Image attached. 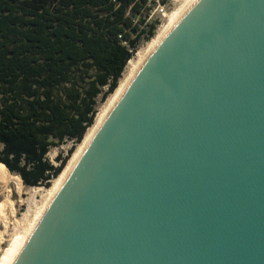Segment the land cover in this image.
Segmentation results:
<instances>
[{"label": "water", "instance_id": "1", "mask_svg": "<svg viewBox=\"0 0 264 264\" xmlns=\"http://www.w3.org/2000/svg\"><path fill=\"white\" fill-rule=\"evenodd\" d=\"M14 264H264V0H191Z\"/></svg>", "mask_w": 264, "mask_h": 264}, {"label": "trees", "instance_id": "2", "mask_svg": "<svg viewBox=\"0 0 264 264\" xmlns=\"http://www.w3.org/2000/svg\"><path fill=\"white\" fill-rule=\"evenodd\" d=\"M150 1L0 0V165L26 186H52L94 125L98 97L116 92L153 38L156 25L142 29ZM67 141L55 167L47 156Z\"/></svg>", "mask_w": 264, "mask_h": 264}, {"label": "bare ground", "instance_id": "3", "mask_svg": "<svg viewBox=\"0 0 264 264\" xmlns=\"http://www.w3.org/2000/svg\"><path fill=\"white\" fill-rule=\"evenodd\" d=\"M190 2L191 0H181L179 7H176L175 11L169 15L166 24H164V26L157 32L152 41H150L146 45V47L139 50L135 58L129 61L118 89L116 90V92H114L113 95H111L108 101L99 110L94 125L87 131L83 141L79 144V146L73 153L61 175L53 181V184L49 189H46L44 201L41 205H39L38 208H36L37 210L34 213L33 219L29 221L27 229H25V231L23 230L22 233H20L18 223L15 220V209L13 203H11V194L10 192H8L5 202L0 205V227L3 226L5 228L4 233L6 235L9 234L11 225H14V227L18 229V231H16V234L11 237L12 240L9 244V247L0 256V264L15 263L21 251L27 245L29 239L43 219L44 215L55 201L56 197L60 193L63 186L66 184L67 180L70 178L72 172L83 157L86 149L90 145L94 136L97 134V131L107 118L110 111L113 109L114 105L120 98L125 88L131 82L144 62L153 53V51L161 43V41L165 38L169 31L173 28ZM11 179L12 178L10 176L9 170L5 166L0 165V184L6 185L10 182ZM17 179L18 180H15L18 181V186H20L22 181L19 178ZM3 240L4 234L0 233V251L2 250L1 245L3 243Z\"/></svg>", "mask_w": 264, "mask_h": 264}, {"label": "rangeland", "instance_id": "4", "mask_svg": "<svg viewBox=\"0 0 264 264\" xmlns=\"http://www.w3.org/2000/svg\"><path fill=\"white\" fill-rule=\"evenodd\" d=\"M179 1L181 2V0L170 1V4L168 5L169 14L173 13L176 7H179V4H180ZM167 20L168 19L160 20V23H158V26L156 27V31H155L153 38L155 37L157 32L164 26V24H166ZM152 39L141 42V44L138 46L135 56L137 55L138 51L146 47V45L150 41H152ZM104 91H107V87L104 88ZM110 97H108L107 100L104 102H102V95L98 97V107H97L98 112L101 109V107L108 101ZM73 146L74 144L72 141H67L61 146L54 147L49 152L47 159L55 167H58L60 165V162L58 161V157L59 156H61L62 158L67 157L69 155V151L72 149ZM10 176L12 179L10 180L9 183H7L6 185L0 184V205H2L5 202L6 197H7L6 195H8V192H10L11 203H13L14 205L15 214H16L15 220L18 223L20 233H22L23 230L25 231V229H27L29 225V221L33 219L34 213L37 210L36 208H38L39 205H41L42 202L44 201V195H46V188L45 187H35V188L28 187L23 183L22 179L18 175L10 173ZM17 178L21 179L22 181L20 186H18V181H16L18 180ZM16 231H18V229H16L14 225H11L10 232L9 234L6 235L4 233L5 228L3 226L0 227V233L4 234V240L1 245L2 250L0 251V256L9 247V244L12 240L11 237L16 234Z\"/></svg>", "mask_w": 264, "mask_h": 264}, {"label": "built area", "instance_id": "5", "mask_svg": "<svg viewBox=\"0 0 264 264\" xmlns=\"http://www.w3.org/2000/svg\"><path fill=\"white\" fill-rule=\"evenodd\" d=\"M165 1L166 0H151L149 2V5H148L149 10L144 12L146 21L142 29H147L148 26L153 25V24L156 25L157 27L161 19H168L170 15L168 13L169 12L168 5L170 4V1L172 0H168L166 2ZM124 44L128 46L127 42H124Z\"/></svg>", "mask_w": 264, "mask_h": 264}]
</instances>
